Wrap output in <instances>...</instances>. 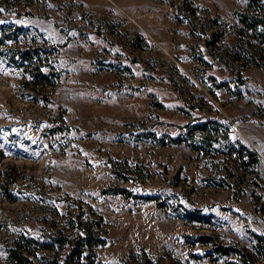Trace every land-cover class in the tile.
I'll return each mask as SVG.
<instances>
[{
    "label": "rangeland",
    "instance_id": "374dc122",
    "mask_svg": "<svg viewBox=\"0 0 264 264\" xmlns=\"http://www.w3.org/2000/svg\"><path fill=\"white\" fill-rule=\"evenodd\" d=\"M0 264H264V0H0Z\"/></svg>",
    "mask_w": 264,
    "mask_h": 264
}]
</instances>
